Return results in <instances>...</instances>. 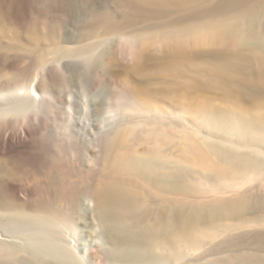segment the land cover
Returning a JSON list of instances; mask_svg holds the SVG:
<instances>
[{
	"label": "rangeland",
	"instance_id": "1",
	"mask_svg": "<svg viewBox=\"0 0 264 264\" xmlns=\"http://www.w3.org/2000/svg\"><path fill=\"white\" fill-rule=\"evenodd\" d=\"M51 2L53 3L43 7L48 17H42L38 15L36 0H0V67L4 65V70L8 71L24 66L27 58L22 55L47 53L64 40L75 43L95 41L94 51L84 57L72 58L68 63L67 78L58 87L62 105L56 108L58 116L50 120L51 133L55 134L60 125L65 123V104L70 99L74 102L88 101L89 128L82 140L73 145L66 141L63 151L58 155L39 153L32 148V153L29 154L22 153L23 148H18L0 155V161L6 168L1 174L23 192L19 195L21 206L28 210L60 216L61 214L52 207L51 201L39 194H26L29 187L47 182L59 174L65 184L75 190L74 196L79 199V209L83 210L85 229L95 238L97 213L92 207L85 208L83 194L86 188L93 192L109 182L132 187L137 195L144 199L145 206H153L154 211L152 210L150 216H153L159 207L161 214L165 207L171 209L178 203L197 204L230 199L240 194L249 195L254 199L264 198V181L260 175L247 170H244L246 173L241 170H228L214 176L204 162L191 157L190 153L194 147L204 149L199 140L202 136H228L229 140L226 141H235L244 132L239 130L236 124L239 117L248 118L252 115L251 118H256L261 114L259 117L264 119V61L258 60L248 49H243L224 35L230 25L236 21L237 24L241 22L242 12L237 4H229L228 0H126L127 6L122 0ZM52 12L58 16L53 17L57 19L56 29L48 27L49 15ZM105 22H125L124 36H130L138 44L140 56L133 58L118 53L120 32L87 38L93 27ZM99 29L97 30L100 31ZM238 52L251 62H248L240 73L233 72L230 76L232 80L229 76L220 77L221 79L217 77L218 74L213 71L214 62L229 53ZM261 54H264V51ZM91 63L96 70L92 76L89 75ZM114 70L115 82L125 84L131 89L134 99L131 107L119 106L121 113L113 124L118 134L112 153L108 149L113 134L108 133L102 136L103 141L101 146L96 148L95 160L92 162L94 148L90 141L97 135L102 121L108 117L110 106L118 105L114 102V95L109 93V80L106 77L108 72ZM89 86L93 87L89 90ZM254 87L256 92L253 94L251 90ZM75 116L79 123L82 113L77 112ZM217 123L219 124L216 125ZM252 131L244 133L246 136L255 135L257 145H260L258 140L263 136L262 131ZM20 132L18 123L8 126L6 121L0 126V137ZM196 134L198 138H194ZM186 136L193 141H187ZM259 145L258 148L261 149L262 144ZM154 147L157 149H154L155 152L152 151ZM150 152H160L161 172L185 168V176L182 174L179 179V188L160 186L159 189L134 176L124 165L125 154L152 155ZM260 153L264 159V153ZM187 155L190 156L186 157ZM170 167L174 169L171 170ZM263 216L264 209H251L244 217L255 219L239 225L234 218L221 220L222 224L207 222L193 233L200 245L188 242L177 234L171 235L172 242L169 245L160 238V253L169 257L172 246L183 248L185 252V249H188L184 260L167 258V264H214L208 261L214 258H220L215 264H264V250L250 243L251 236L256 231H264ZM225 226L234 229L224 231ZM227 235L231 237L230 243L224 241ZM210 246L216 253L205 257L203 252ZM239 249L245 258L226 257Z\"/></svg>",
	"mask_w": 264,
	"mask_h": 264
},
{
	"label": "bare ground",
	"instance_id": "2",
	"mask_svg": "<svg viewBox=\"0 0 264 264\" xmlns=\"http://www.w3.org/2000/svg\"><path fill=\"white\" fill-rule=\"evenodd\" d=\"M51 1L53 0H36L38 15L48 17V13L43 10V7L52 4ZM122 1L126 6L128 5L126 0ZM228 3L237 4L236 6L239 9L241 8V22L238 21L240 24H237L236 21L235 24L230 25L225 30V34L222 33L228 39L234 40L243 49H248L249 53L256 56L258 60L264 61V54H261L264 51V0H228ZM53 17L57 18L58 16L52 12L49 15V26L47 23H44V25L56 29L57 19H53ZM226 22H228L227 19ZM100 23L102 22L100 21ZM125 25V22H105L93 27L92 33L89 32L87 38L120 32L121 41L118 46V53L137 58L140 56L138 44L130 36H124ZM95 47V41L75 43L74 41L64 40L55 49L49 50L47 53L39 52L35 55H22L23 58H27L24 66L15 67L8 71L4 70L6 68L4 65L0 67V126L7 121L8 126H12V123H18L21 128L20 133L0 137V155L18 148H23L22 153L25 154L32 153V148L36 149L34 151H39V153L44 152L43 154H45L46 152L58 155L60 151H63L66 141L71 142L73 145V143L85 137V133L89 128V118H87L89 112L88 101L74 102L70 99L65 104L67 109L65 123L60 125L55 134L51 133L50 120L58 116L56 108L62 105L58 87L67 78L68 63L72 58L87 56L94 51ZM248 62H251L249 58L242 56L239 52L236 54L229 53V55L227 54L224 58L214 62L213 71L218 74L217 77L219 78H227L228 76L230 78L233 72L238 71L237 73H240V70L243 71ZM91 64L89 65L90 76L96 71L93 64ZM106 77L109 80V86L107 85L109 93L114 95V102L118 105L110 106L108 117L102 121L96 132L97 135L94 136L95 138L92 137L93 139L90 141L94 148L92 150V162L95 160L96 148L99 145L101 146L100 143L103 141L102 136L108 133L113 134L108 149L112 153L118 134L113 124L120 116L119 106H130L134 99L131 89L125 84L115 82V70L108 72ZM220 81L222 82V80ZM91 87L89 86L88 89L90 90ZM251 91L254 94L256 88L254 87ZM257 92H259L258 89ZM260 100L262 99L260 98ZM77 112L83 115L79 123L75 116ZM259 115L261 116V114L257 116L259 117ZM251 116L248 118L239 117L236 124H238L239 130L242 129L244 132L254 131L255 129L262 131L263 136L258 140L260 145L262 144V146L258 144L261 149L258 148V142L254 138L255 135L246 136L244 132L235 141H226L228 136L227 138H225L226 136H202L199 140L204 145V149L202 147H192L191 157L193 156L204 162L207 168L215 174L214 176L228 170H247L260 175L262 181H264V159L260 156L262 154L260 152L264 153V119H262L263 117L251 118ZM194 138H198L197 134ZM190 139L189 137L187 141H190ZM192 141L193 139L190 142ZM195 143L194 145L197 146V143ZM188 148L190 149L189 145ZM152 149L154 151L155 147ZM159 154H125L123 156L124 165L134 176L151 183L159 189L160 186L179 188V182H181L179 179H181L182 174L184 175L183 170L185 168L173 170L176 168L174 163L175 167L173 169L170 167L173 171L161 172ZM44 156L46 157V155ZM5 169L0 161V264H167V258L182 261L188 249L186 248L185 252L183 248L172 246L170 256H163L160 253V238L166 245H169L172 242L171 235L177 234L184 237L188 242L198 244L199 241H196L197 239L194 238L193 233L203 224L207 222L208 224L210 222L221 223V220L234 218L239 225L244 221L255 219L254 217L250 219L244 217L247 211L264 209V198L254 199L249 195L240 194L230 199L204 201L197 204L178 203L171 209L165 207L161 214L159 207L155 214L150 216L153 206L148 204H146L148 206H145L143 204L144 199L140 198L132 187L109 182L93 192L86 188L83 194L85 208L92 207L97 213V222L94 225L97 234L94 238L85 229L83 210L79 209L77 202L79 199L74 196L75 190L65 184L61 175L56 174L47 182L36 183L29 187L28 193L26 192L29 196L39 194L51 201L52 207L61 214L60 216H53L47 212L28 210L21 206L19 195L23 192L3 177L1 173L5 172ZM244 172L246 173V171ZM247 179L251 180L250 178ZM76 193L78 194V192ZM228 226H225L224 231L234 229ZM212 230H214L213 227ZM230 239V235H227L224 241ZM250 243L260 250H264V231H256L251 236ZM207 248L203 252L205 257L216 253L211 246ZM226 257L229 259L233 257L243 259L245 255L239 249L238 252L227 254ZM208 261L215 264L220 261V258Z\"/></svg>",
	"mask_w": 264,
	"mask_h": 264
}]
</instances>
